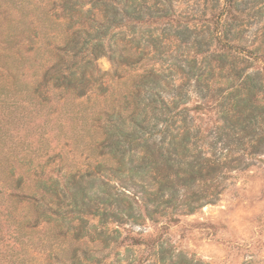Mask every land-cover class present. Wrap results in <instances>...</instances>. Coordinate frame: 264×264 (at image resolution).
Here are the masks:
<instances>
[{
	"label": "trees",
	"instance_id": "1",
	"mask_svg": "<svg viewBox=\"0 0 264 264\" xmlns=\"http://www.w3.org/2000/svg\"><path fill=\"white\" fill-rule=\"evenodd\" d=\"M61 2L66 8L64 24L58 30V52L79 58L90 45V56L95 60L108 57L114 69L94 81L93 73L90 77L96 95L88 108L92 110L88 113L93 153L90 170L70 172L72 187L66 185L65 193L72 203L71 212L78 213L70 221H78V226L69 235L78 246L67 259L55 254L54 260L59 264H103L113 255L110 264H202L175 254L161 238L120 240V230H112L110 224L140 222L143 217L136 215L135 207H144V218L150 221L162 217L171 221L172 212L179 208L181 190L184 196L189 194L184 204L191 214L202 208L200 202L215 196L210 188L221 166L207 157L200 143L203 133L190 117L193 95L199 101L195 110L215 105L222 120L216 133L219 137L231 134L243 142L250 136L249 154L263 151L264 31L248 44L236 0H204L197 11L180 12L178 17L185 21L174 19L177 13L172 0H90L87 10L85 0ZM161 22L164 27L159 29ZM77 66L63 61L47 69L45 76L51 75V80L46 79L51 82L49 87L45 85L48 93L53 90L63 99L83 87L87 69L77 72ZM50 159L30 171L29 176L37 180L33 186L22 185V178L16 181L21 196L37 209L42 207L25 221L30 229L39 228L59 209L60 191L44 173ZM107 179L126 189H139L141 199L120 201ZM193 184L205 187L204 192L193 190ZM89 214L90 239L83 231ZM56 227L59 231L49 238L66 239L68 232L64 235L59 223ZM93 230H99L96 238L91 236ZM140 246L147 252L139 259L123 260L118 251Z\"/></svg>",
	"mask_w": 264,
	"mask_h": 264
},
{
	"label": "rangeland",
	"instance_id": "2",
	"mask_svg": "<svg viewBox=\"0 0 264 264\" xmlns=\"http://www.w3.org/2000/svg\"><path fill=\"white\" fill-rule=\"evenodd\" d=\"M203 1L172 0L177 13L174 19L185 21L178 17L180 12L197 11L203 7ZM236 2L244 38L250 44L255 34L261 35L264 31V0ZM84 3L85 10L90 9V0ZM65 8L61 0H0V264H59V260H54L55 254L65 260L78 246L69 236L74 232L72 228L78 226V221L70 223L73 217L77 219L78 213L71 212L72 203L65 196L66 185L72 187L68 183L70 172L90 170L93 153L88 113L92 110L88 108L96 98L90 77L93 73L91 80L94 81L98 75L111 74L114 67L106 56L92 58L90 45L79 58L58 52V30L64 24ZM157 25L159 29L164 27L162 22ZM63 61L70 66L76 62L80 68L77 72H84L86 68L88 75L83 87L74 95L65 94L62 99L53 90L48 93L47 83L49 87L51 82L46 79L51 80V75L45 76V72ZM254 67L260 68V65ZM80 95L83 97H77ZM198 102L193 95L190 117L203 133L200 143L203 142L207 157L221 166L210 188L215 196L200 202L202 208L191 214L184 204L189 194L184 196L181 190L179 208L171 215L173 220L162 217L158 222L150 221L144 218V207H135L136 215L143 217L140 222L111 223L110 228L120 230V240L161 238L175 254L182 253L202 264H264V148L261 153L250 155V136L243 142L231 134L219 137L216 133L222 120L218 110L214 109L215 105L195 110ZM84 109L87 111L82 113ZM194 141L193 138L191 143ZM49 157L44 173L46 178L52 177L60 191L59 209L53 217L45 218L39 228L30 229L25 227V221L29 215L35 217L42 207L37 209L28 203L16 190V181L22 178V185L33 186L37 180L29 176L30 171L36 170L39 164L44 166ZM107 182L116 189L112 192L122 202L142 197L133 186L126 189L109 179ZM86 183L87 179L84 187ZM193 186V190L204 192L202 185ZM85 218L88 223L83 231L90 239V214ZM57 223L64 235L68 232L64 240L49 238L54 231H59ZM96 231L91 233L94 238ZM87 246L90 248V242ZM118 251L123 260L139 259L147 252L142 246ZM113 260L111 255L103 264Z\"/></svg>",
	"mask_w": 264,
	"mask_h": 264
}]
</instances>
